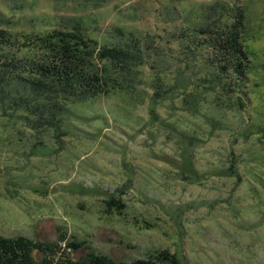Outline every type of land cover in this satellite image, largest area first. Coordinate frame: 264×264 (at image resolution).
Masks as SVG:
<instances>
[{"label": "rangeland", "instance_id": "rangeland-1", "mask_svg": "<svg viewBox=\"0 0 264 264\" xmlns=\"http://www.w3.org/2000/svg\"><path fill=\"white\" fill-rule=\"evenodd\" d=\"M175 1L36 0L27 14L63 17L61 25L68 17L96 16L98 35L114 26L161 35L172 29L163 19L173 20ZM184 1L188 7L215 0ZM218 1L244 12L243 41L253 74L242 85V104L224 116L214 113L212 122L221 124L211 131L203 118L179 112V122L196 129L184 135V142L196 141L188 156L183 146L161 132L155 135L145 105L135 102L117 119L108 116L106 127L96 116H74L84 130L71 128L66 150L27 160L20 153L32 138L15 135L7 143L12 130L0 119V237L22 236L65 250L71 242L81 244L74 260L99 254L130 264L166 251L182 264H264V185L255 180H248V188L238 185L222 169L233 152L246 159L239 169L264 174V138L248 130L251 123L264 128V0ZM0 10L9 14L1 0ZM242 130L248 132L245 138L231 136ZM180 172L204 179L190 184L177 176ZM118 195L123 215L104 203Z\"/></svg>", "mask_w": 264, "mask_h": 264}, {"label": "trees", "instance_id": "trees-1", "mask_svg": "<svg viewBox=\"0 0 264 264\" xmlns=\"http://www.w3.org/2000/svg\"><path fill=\"white\" fill-rule=\"evenodd\" d=\"M35 1L1 0L9 14L0 10V119L12 130L6 135L7 143L11 144L15 135L32 138L20 153L26 160L66 150L71 128L84 130L74 116H96L106 127L108 116L117 119L116 115L134 102L145 105L155 135L161 132L179 148L183 146L188 156L196 141L184 142V135L196 129L187 121L188 128H182L184 124L176 118L179 112L203 118L211 131L221 124L212 122L214 113L227 115L226 111H234L236 103L244 101L242 85L253 72L243 41L246 28L241 7L232 8L218 0L187 7L184 0H176L171 9L173 20L163 19L172 29H163L161 35L125 33L115 26L98 35L93 28L98 23L96 16L68 17L61 25L63 17L27 14ZM45 21L47 27L42 26ZM19 126L22 129H16ZM248 130L256 138H264V128L251 123ZM247 134L244 130L231 132L235 139ZM229 156L222 169L238 185L248 188V180L264 185L263 173L251 176L239 169L247 165L243 156L234 157L233 152ZM10 176L7 171V182ZM177 176L190 184L204 179L186 172ZM119 196L104 203L123 215L125 204ZM67 246L65 250L55 243L22 236L0 237V264H128L99 254L74 260L73 252L82 245L71 242ZM130 264L182 262L161 251Z\"/></svg>", "mask_w": 264, "mask_h": 264}]
</instances>
